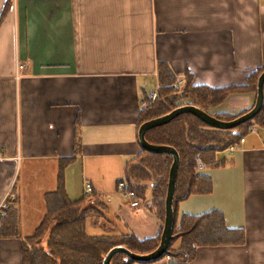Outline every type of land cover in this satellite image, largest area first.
I'll return each instance as SVG.
<instances>
[{"label": "crops", "instance_id": "obj_1", "mask_svg": "<svg viewBox=\"0 0 264 264\" xmlns=\"http://www.w3.org/2000/svg\"><path fill=\"white\" fill-rule=\"evenodd\" d=\"M2 15L0 201L18 168L26 172L15 188L22 237L42 222L44 196L57 189L67 160L69 199L80 200L88 182L113 202L107 203L111 227L89 220V235L157 238L162 223L149 197L131 208L117 184L144 151L140 112L161 87L160 65L183 85L191 76L193 86L246 87L264 67V0H0ZM256 97L233 94L210 113L237 116ZM224 154L217 155L221 167L199 170L210 177L212 192L180 203L177 221L217 211L227 228L243 230L245 241L200 247L188 264H264V124ZM114 181L116 195L103 197ZM0 264H22L21 239L0 238Z\"/></svg>", "mask_w": 264, "mask_h": 264}, {"label": "trees", "instance_id": "obj_2", "mask_svg": "<svg viewBox=\"0 0 264 264\" xmlns=\"http://www.w3.org/2000/svg\"><path fill=\"white\" fill-rule=\"evenodd\" d=\"M159 71L161 87L158 90V98L154 101L146 98L148 105L140 112L139 128L145 122L165 116L185 105L194 106L219 120L232 121L249 112L255 104L237 116L213 115L210 110L220 107L233 94L253 92L257 96V82L264 72V67L250 75L246 87L222 89L193 86L191 76L186 78L184 85L175 87L177 81L170 68L161 64ZM263 124L264 105L253 120L229 131L212 129L195 116L183 114L170 123L146 133L145 139L148 143L172 147L180 156L173 200V235L162 259L170 257V264H188L195 259L200 247L244 243L243 230L227 228L222 213L211 211L200 216L184 214L178 222L177 208L193 195L212 192V181L209 176L199 172L200 165H203L204 169L221 167L225 162L218 161L217 155L231 147L237 148L241 139H244L254 126ZM67 162H61L57 189L44 196L46 212L31 236L21 235L20 217L18 209L15 208L17 200L7 210V216L0 219V238L22 241V264H103L104 258L115 247H124L135 254H149L158 248L165 219L169 172L173 163L170 155L143 151L128 162L125 169L124 180L128 189L138 199L147 201V190L150 189L148 199L152 205V213L162 223L160 235L144 241L130 234L91 236L87 233L89 220L96 222L101 218L108 219V205L94 193L90 196L83 195L78 201L69 199L64 181ZM93 197L101 200L96 198L97 203H93L94 200H90ZM111 264L135 262L123 255H115Z\"/></svg>", "mask_w": 264, "mask_h": 264}, {"label": "water", "instance_id": "obj_3", "mask_svg": "<svg viewBox=\"0 0 264 264\" xmlns=\"http://www.w3.org/2000/svg\"><path fill=\"white\" fill-rule=\"evenodd\" d=\"M264 105V72L260 75L257 82V97L254 107L242 116L232 120V121H222L214 116L194 107L191 105H185L177 108L171 113L153 119L151 121L145 122L141 125L138 131V140L141 148L152 154H165L170 155L173 159V163L169 172L168 180V190L165 201V219L163 224V231L161 235V240L158 248L149 254H135L124 247H115L110 250L107 256L103 260V264H111L112 258L115 255H123L127 259L135 263H153L161 260L165 253L167 252L172 235H173V225H174V210H173V200L176 189L177 175L180 165V156L178 152L169 146H158L147 142L145 139L146 133L154 128L161 127L170 123L175 118L183 114H191L206 124L208 127L216 130L229 131L237 128L238 126L253 120L262 110Z\"/></svg>", "mask_w": 264, "mask_h": 264}, {"label": "built area", "instance_id": "obj_4", "mask_svg": "<svg viewBox=\"0 0 264 264\" xmlns=\"http://www.w3.org/2000/svg\"><path fill=\"white\" fill-rule=\"evenodd\" d=\"M19 69H23V65L19 66ZM183 85V81L178 80V82L175 83V87H180ZM158 98V90L153 91L147 95V99H150L152 101L156 100ZM148 105V102H144V107ZM244 143V139H241L240 144ZM235 150V147H231L229 151ZM203 165L199 166V170H203ZM15 185L12 184L10 188L5 193L4 197L0 201V219H4L7 216V210L16 202L17 200V193L15 190ZM117 188L119 191H121L129 200V205L131 208H137L140 205V199L137 198V196L128 189L127 182L123 179L120 180L117 184ZM93 193V187L90 183L85 182L84 183V195L90 196ZM168 260H171L170 257H167Z\"/></svg>", "mask_w": 264, "mask_h": 264}, {"label": "rangeland", "instance_id": "obj_5", "mask_svg": "<svg viewBox=\"0 0 264 264\" xmlns=\"http://www.w3.org/2000/svg\"><path fill=\"white\" fill-rule=\"evenodd\" d=\"M188 103V102H187ZM185 104H186V102H185ZM224 156H226V154H224V152H222V153H219V159L220 160H223L225 157ZM25 175H26V172L25 173H23V171L22 170H20L19 168H18V172H17V174H16V179L14 180V185L15 184H17L16 185V189L18 190V187H20V184L23 182V180H24V177H25ZM125 178V175H124V177L123 178H120V179H124ZM17 181H19V182H17ZM116 181H114V188H113V192H111V193H109V194H103L102 196L103 197H114L115 195H116ZM37 185L35 184V183H31V186H30V194H32V195H34L35 194V192H36V187ZM150 189L149 190H147V197L148 196H150ZM82 195H84V192H83V189L81 188V193H80V197H82ZM112 195V196H111ZM97 198V197H96ZM91 198L90 200L91 201H93V203H97V199L98 200H103V201H105L106 203H108V204H112L113 202L111 201V198H101V199H99V198ZM122 199H125V197L123 196L122 197ZM126 200V199H125ZM123 202V201H122ZM93 203H91V204H93ZM125 204V203H124ZM106 214H107V212H106ZM100 222H101V224H103V225H105L106 227L105 228H110L111 226H110V224H109V221L108 220H106V219H103V218H101L100 220H99ZM177 246V244H175L174 245V247H176Z\"/></svg>", "mask_w": 264, "mask_h": 264}]
</instances>
